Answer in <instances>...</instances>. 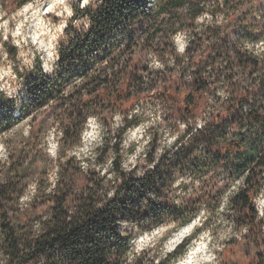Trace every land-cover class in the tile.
<instances>
[{"label": "clouds", "instance_id": "9594fccd", "mask_svg": "<svg viewBox=\"0 0 264 264\" xmlns=\"http://www.w3.org/2000/svg\"><path fill=\"white\" fill-rule=\"evenodd\" d=\"M0 191V264H256L264 0H0Z\"/></svg>", "mask_w": 264, "mask_h": 264}, {"label": "rangeland", "instance_id": "374dc122", "mask_svg": "<svg viewBox=\"0 0 264 264\" xmlns=\"http://www.w3.org/2000/svg\"><path fill=\"white\" fill-rule=\"evenodd\" d=\"M90 136H94L95 135V130L93 131V133H90L89 134ZM3 156H7L8 154L7 153H3L2 154ZM257 254H264V252H256L255 253V256L257 255ZM245 255H247V253H245ZM264 263V259L262 260V258H257V260H256V264H263ZM249 264H251V261H249Z\"/></svg>", "mask_w": 264, "mask_h": 264}, {"label": "trees", "instance_id": "16d2710c", "mask_svg": "<svg viewBox=\"0 0 264 264\" xmlns=\"http://www.w3.org/2000/svg\"><path fill=\"white\" fill-rule=\"evenodd\" d=\"M103 83H106L107 82V78H104V80L102 81ZM9 159H11V157H9ZM17 163H18V161H17ZM12 167H15V164L14 165H12ZM3 194V192L2 191H0V195H2ZM256 258H262V260L264 259V254H257L256 255ZM264 264V263H263Z\"/></svg>", "mask_w": 264, "mask_h": 264}]
</instances>
